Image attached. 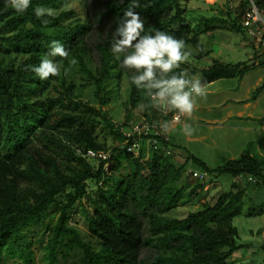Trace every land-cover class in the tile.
I'll use <instances>...</instances> for the list:
<instances>
[{"label":"trees","instance_id":"1","mask_svg":"<svg viewBox=\"0 0 264 264\" xmlns=\"http://www.w3.org/2000/svg\"><path fill=\"white\" fill-rule=\"evenodd\" d=\"M70 2L74 4L68 6ZM140 5L134 11L144 20L142 35L162 31L185 41L191 55L175 74L198 75L208 85L264 66V61H215L199 69L193 62L210 51L188 23L181 1L140 0ZM245 5L203 16L201 23L206 30L242 31ZM129 6L130 0H31L18 13L0 0V264H37L36 245L48 264H228L241 248L233 224L242 208L240 186L235 183L214 203L185 217L169 216L205 184L181 183L183 165L152 146L149 138L143 140L148 153L142 147L134 155L121 146L126 138L105 110L113 91L106 87L108 78H126L127 105L142 119L166 121L161 108L143 107L151 99L131 83L135 71L122 67L123 57L111 50L112 34ZM37 7L51 11L41 18L49 21L46 26L35 16ZM52 41L63 44L69 55L49 56L61 65V75L40 80L32 68L49 53ZM73 58L78 64L65 76L63 69ZM74 69L83 83L76 82ZM87 86L94 88L97 104L77 94ZM102 123L115 144L107 172L106 161L87 156L89 150L108 151L97 135ZM225 170L263 178L264 156L252 144L229 160Z\"/></svg>","mask_w":264,"mask_h":264},{"label":"rangeland","instance_id":"2","mask_svg":"<svg viewBox=\"0 0 264 264\" xmlns=\"http://www.w3.org/2000/svg\"><path fill=\"white\" fill-rule=\"evenodd\" d=\"M182 6L187 9V21L193 29L199 33L200 41L206 50L210 53L193 62L199 69L210 67L215 61L237 64L246 62L251 65L254 61L261 60V52L254 47L251 38L247 37L244 28L242 31L229 29L206 30L205 24L201 23V17H210L213 14L223 15L229 12L225 4L227 0H180ZM74 3L70 2L68 6ZM189 59V58H188ZM72 75L77 83H83L84 80L80 73H76V69L72 70ZM199 78L198 75H196ZM205 88L206 97H195L203 106L202 111L196 112V119L202 125L193 126L198 131H205L206 123H212L211 117L218 116V121L226 122L227 127L224 130H210V135L206 140L186 139L181 124L170 129V150L177 148L178 156L185 160L182 164L184 167V177L180 178V182H192V186L197 183H204V189L199 195L192 197L186 204L180 205L168 213L169 216L182 218L190 211L203 208L206 204L214 203L217 197L226 191L234 188L236 183L243 189L241 213L233 218V224L238 229L237 244L241 248L234 253L229 259L228 264H264V171L263 178L254 177L250 174H242L233 176L226 169L227 163L232 153L240 151L242 145H255L258 153L264 156V142L254 141L249 144L250 140L256 136L250 134L246 137L241 131L230 128L236 122L237 111L241 108L243 100L257 101L258 105L251 111L245 110L247 113L256 116L264 110V66H258L256 69L250 70L243 77H220L211 86L202 84ZM258 91V88L261 87ZM106 87L112 89L110 103L105 107L109 117L114 122L123 125L126 132H131L134 125L141 122L142 116L131 106L127 105L130 94V86L126 78L119 80L116 77H110L106 80ZM94 88L92 86L82 87L77 90V94L96 102L93 95ZM209 108V110L207 109ZM262 115V114H260ZM237 123V122H236ZM221 132H224L221 134ZM100 140H105L108 150H112L114 142L105 123H102L97 132ZM221 135H224V139ZM207 142V144H206ZM174 144H179L175 146ZM191 150V151H190ZM148 151V150H147ZM148 153V152H147ZM192 154L202 155L205 158H191ZM238 157L235 154V158ZM176 162L177 160L174 159ZM200 162L205 163V167H201ZM192 170H199L206 174V179L197 180L188 175ZM123 172L128 169L123 167ZM188 176V177H187ZM189 191V190H188ZM188 191L183 194L186 198ZM90 192L95 195L97 188L95 185L90 187ZM36 249L37 264H48L42 259V251ZM5 264H21L18 261L9 260Z\"/></svg>","mask_w":264,"mask_h":264},{"label":"clouds","instance_id":"3","mask_svg":"<svg viewBox=\"0 0 264 264\" xmlns=\"http://www.w3.org/2000/svg\"><path fill=\"white\" fill-rule=\"evenodd\" d=\"M119 2L122 3L123 0ZM7 3L18 13L25 12L31 6V0H7ZM140 6V0H130V6L112 34L111 50L117 58L123 57L122 67L135 71V74L130 77L131 83L137 88L144 89L151 99V105L143 107H158L173 113L171 122L164 121L161 124L162 132L167 133L172 123H181L183 118L190 119L197 107L195 97H206L207 93L200 78H189L186 72L174 73V70L179 69L191 55L185 50L184 40L176 39L162 31H156L154 35H142L144 20L134 11ZM34 12L38 19L51 15L50 10L42 7H37ZM41 23L46 26L49 21L41 19ZM68 55L63 44L52 41L49 53L38 66L32 68V71L40 80L59 77L61 65L48 57L67 59ZM69 64L68 68L63 69L65 76L78 64V61L73 58ZM195 131L191 124H184L185 135L191 136ZM143 143L142 140L141 148Z\"/></svg>","mask_w":264,"mask_h":264},{"label":"built area","instance_id":"4","mask_svg":"<svg viewBox=\"0 0 264 264\" xmlns=\"http://www.w3.org/2000/svg\"><path fill=\"white\" fill-rule=\"evenodd\" d=\"M246 2L244 15L240 20L242 27L245 30L247 37L251 38L253 45L261 52V60L264 61V0H227L225 7L227 10L234 11L241 9L244 6L242 4ZM166 115V121H172L173 113L163 110ZM185 118L182 119V122ZM181 122V123H182ZM161 124H154L148 120L142 119L139 124L134 125L131 132H126L123 129V125L116 123L115 130L121 132L125 136L126 140L121 143V146L126 147L129 152L134 155H138L141 149L142 140L149 138L150 144L154 147L165 150L173 159H176L178 164H182L185 160L179 154L176 153L177 148L173 147L170 150V138L167 133L162 132ZM179 124V123H172ZM133 139V140H131ZM131 142V143H130ZM110 153L111 150H89L87 156L97 160L98 162L106 161L104 170L107 172L110 165ZM193 155L191 154V158ZM188 175L197 180L206 179V174L199 170H192L188 172Z\"/></svg>","mask_w":264,"mask_h":264},{"label":"crops","instance_id":"5","mask_svg":"<svg viewBox=\"0 0 264 264\" xmlns=\"http://www.w3.org/2000/svg\"><path fill=\"white\" fill-rule=\"evenodd\" d=\"M220 79V78H219ZM215 81L211 82L210 84L206 85V86H211L214 84ZM208 92V90H206ZM196 99V98H195ZM257 101H249V100H243L242 104H241V108H239V110L237 111V114H236V117H238L237 119V123L234 121V123L230 126V128L232 129H236L237 131H241L243 135H245L244 137L250 135V134H254L256 133L257 135L254 136L249 142V144L251 143H254V141H260L262 140L264 142V110L262 113V115L258 114L256 116H253L251 115V113H247L245 110H253L258 104ZM196 104H197V107H196V110L194 111L193 113V116L189 119V118H185L184 121L182 123H179L181 124L182 126H184L185 123L187 124H191L192 126H196V125H202V123L200 121H198L196 119V112H200L202 111V105L198 102V100L196 99ZM209 110V108H207ZM214 120L212 121V123H206V130L201 132V131H198L196 130L195 132H198V133H195L193 134V139H197V140H206L208 139L209 135H210V130L212 129H216L218 131H221V130H224L227 125H226V122H221V121H218V116L215 117H211V120ZM179 124H173L170 126V129L176 127L177 125ZM170 130L168 131V135H170ZM224 132H221V134H223ZM222 138L224 139V135H221ZM172 137V135H170V138ZM186 139H191L190 136H186ZM145 142V141H144ZM146 144V143H145ZM207 144V142H206ZM144 145V143H143ZM175 146H178L179 144H174ZM144 150L146 152H149L147 150H149V147L147 145H144ZM248 146L246 145H242L240 151H238L237 153H232L230 155V159H234L235 158V154L239 155L241 152H243ZM191 151V150H190ZM192 154V153H191ZM194 158H201V159H204V157H202V155H196L195 153L192 154Z\"/></svg>","mask_w":264,"mask_h":264}]
</instances>
